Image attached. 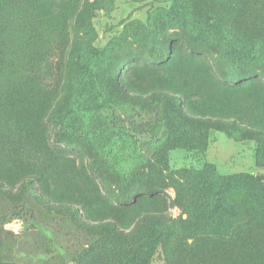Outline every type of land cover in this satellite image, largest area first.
<instances>
[{"label":"rangeland","instance_id":"374dc122","mask_svg":"<svg viewBox=\"0 0 264 264\" xmlns=\"http://www.w3.org/2000/svg\"><path fill=\"white\" fill-rule=\"evenodd\" d=\"M3 9L35 20L42 43L59 45L50 61L63 58L61 84L43 115L23 116L19 140L57 182L10 161L0 137V264H234L252 234L264 239V137L191 125L174 102L113 87L129 66L154 76L175 57L206 59L232 85L264 81V0H0ZM144 208L165 233L158 243L138 227Z\"/></svg>","mask_w":264,"mask_h":264},{"label":"trees","instance_id":"16d2710c","mask_svg":"<svg viewBox=\"0 0 264 264\" xmlns=\"http://www.w3.org/2000/svg\"><path fill=\"white\" fill-rule=\"evenodd\" d=\"M213 24H217V18ZM212 21L210 20L209 23ZM55 40L42 43L37 22L22 16L21 11L3 9L0 12V137L6 134L8 158L23 170L35 174L41 182H57L49 167L36 158L32 160L29 146L19 140L26 135L28 123L25 115H43L45 100L52 97L62 81V55ZM172 62V63H171ZM169 70L161 74L145 76L135 66H129L123 75L113 82V87L128 100H141L143 92H151V98H163L177 104L178 114L191 125L213 127L227 135L233 132L264 137V81L252 79L237 85L222 80L206 59L185 65L180 59L170 60ZM157 86V89L154 87ZM184 104L194 114L186 118ZM38 106L40 114L32 109ZM90 200V197L85 195ZM92 215L98 217L97 211ZM138 227L150 233L155 243L165 238L158 230V218L145 208L138 212ZM113 226L110 224V229ZM254 245L246 248V256L237 257L234 264H264V239L252 234ZM132 256V255H131ZM149 257L147 258V260ZM145 261L148 262V261ZM144 261L134 257V263Z\"/></svg>","mask_w":264,"mask_h":264}]
</instances>
